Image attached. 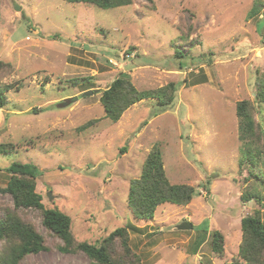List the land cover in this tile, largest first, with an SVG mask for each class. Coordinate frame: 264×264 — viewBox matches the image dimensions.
<instances>
[{
    "label": "rangeland",
    "instance_id": "obj_1",
    "mask_svg": "<svg viewBox=\"0 0 264 264\" xmlns=\"http://www.w3.org/2000/svg\"><path fill=\"white\" fill-rule=\"evenodd\" d=\"M257 1L264 3L135 0L102 10L64 0H0V85H12L0 110V144L15 146L0 155V218L10 210L46 246L21 264L93 263L82 252L63 254L41 211L15 210L1 192L14 162L39 169L36 192L46 209L71 218L78 242L98 245L127 227L141 264L240 260L242 219L259 211L264 221V157L261 180L240 169L236 115L238 102L254 100L256 72L264 70V27H257L264 14L247 18ZM121 73L139 90L180 84L175 103L163 111L156 100H144L111 122L100 98ZM85 89L101 91L83 97ZM256 119L264 127V107ZM90 121L96 123L81 131ZM156 143L170 182L200 194L187 206L166 203L152 220H137L127 203L130 183ZM249 191L259 192L263 204L242 202ZM184 222L193 228L179 231ZM215 231L224 237L222 256L211 248Z\"/></svg>",
    "mask_w": 264,
    "mask_h": 264
},
{
    "label": "trees",
    "instance_id": "obj_2",
    "mask_svg": "<svg viewBox=\"0 0 264 264\" xmlns=\"http://www.w3.org/2000/svg\"><path fill=\"white\" fill-rule=\"evenodd\" d=\"M68 3H85L102 10L130 7L135 0H64ZM152 2V0H147ZM264 14V3L257 1L247 14L249 20ZM262 23V25H260ZM257 27H264V17ZM264 45V41L261 43ZM130 54V53H129ZM176 58H184V54L176 50ZM182 64V66H181ZM181 69L184 63H180ZM196 82V81H194ZM198 84V83H195ZM180 84L169 83L160 88L139 90L132 82L130 75L121 73L110 86L102 92L100 103L105 116L113 123L120 121L124 113L144 100H156L164 110L176 101ZM12 85H0V110L8 105L7 92ZM90 89V88H89ZM85 89V90H89ZM264 107V70L256 72L254 82V100H243L236 104V115L239 119V139L242 142L240 169H249L251 179L257 181L263 177L260 164L264 157V127L257 115ZM96 121H90L80 130L84 131ZM156 143L143 164L139 178L130 183L127 203L137 220L150 221L155 217L157 209L166 204L187 206L200 194L190 185L172 184L167 177L162 151ZM13 144H0V155L11 154ZM12 175L9 183L1 192L11 196L15 210L35 209L42 212L43 225L63 244L59 249L63 254L84 253L93 264H141V260L132 252L129 245L130 232L121 227L112 232L98 245L78 242L71 231V218L61 211L46 209L42 196L36 192V180L40 175L34 165L14 162L8 169ZM248 179L247 181H250ZM207 190L208 187H207ZM242 202L255 201L263 204V197L257 191H249L242 195ZM242 242L239 247V261L232 264H264V221L259 211L242 219ZM134 230H137L134 227ZM0 241L5 246L0 249V264H21L29 255L39 254L46 250L44 237L35 228L25 223L10 210L0 218ZM211 248L214 254H224V237L215 231L212 234Z\"/></svg>",
    "mask_w": 264,
    "mask_h": 264
},
{
    "label": "water",
    "instance_id": "obj_3",
    "mask_svg": "<svg viewBox=\"0 0 264 264\" xmlns=\"http://www.w3.org/2000/svg\"><path fill=\"white\" fill-rule=\"evenodd\" d=\"M100 91H101L100 89L88 90L85 93H83L82 96L83 97H90V96H93L95 94H99ZM76 101H78V97L71 98L66 103L63 104V107L69 105L70 103L76 102ZM48 197H49L50 201L53 200L51 193L48 194ZM192 228H193V225L191 223H186V222H184L178 226L179 231H186V230H190Z\"/></svg>",
    "mask_w": 264,
    "mask_h": 264
}]
</instances>
